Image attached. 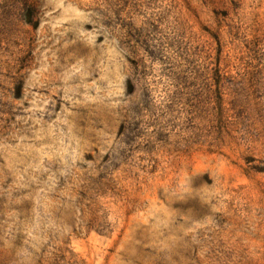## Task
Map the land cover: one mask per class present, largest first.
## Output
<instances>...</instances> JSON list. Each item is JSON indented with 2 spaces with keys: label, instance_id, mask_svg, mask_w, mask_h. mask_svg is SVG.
<instances>
[{
  "label": "rangeland",
  "instance_id": "1",
  "mask_svg": "<svg viewBox=\"0 0 264 264\" xmlns=\"http://www.w3.org/2000/svg\"><path fill=\"white\" fill-rule=\"evenodd\" d=\"M0 264H264V0H0Z\"/></svg>",
  "mask_w": 264,
  "mask_h": 264
}]
</instances>
